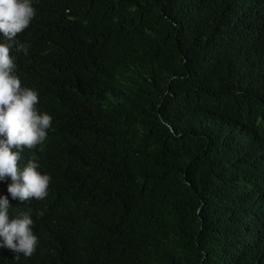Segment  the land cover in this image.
I'll use <instances>...</instances> for the list:
<instances>
[{"label": "trees", "instance_id": "1", "mask_svg": "<svg viewBox=\"0 0 264 264\" xmlns=\"http://www.w3.org/2000/svg\"><path fill=\"white\" fill-rule=\"evenodd\" d=\"M33 7L10 56L52 123L19 164L51 181L0 264H264V0Z\"/></svg>", "mask_w": 264, "mask_h": 264}, {"label": "clouds", "instance_id": "2", "mask_svg": "<svg viewBox=\"0 0 264 264\" xmlns=\"http://www.w3.org/2000/svg\"><path fill=\"white\" fill-rule=\"evenodd\" d=\"M36 15L33 0H0V34L7 41L0 43V181L10 178L7 191L20 206H27L9 220V209L14 204L7 197H0V248H7L24 257H31L37 248L38 238L33 233V220L29 204L39 206L48 197L51 177L38 171L36 159L20 167L21 152L42 146L47 140L52 117L39 111V94L22 86L15 74L16 65L10 51L28 54V45L16 37L23 33ZM15 148L16 151H12ZM6 257L9 253L1 249ZM9 258V257H8Z\"/></svg>", "mask_w": 264, "mask_h": 264}]
</instances>
